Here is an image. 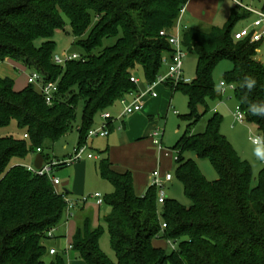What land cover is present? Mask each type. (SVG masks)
I'll list each match as a JSON object with an SVG mask.
<instances>
[{
    "label": "trees",
    "instance_id": "16d2710c",
    "mask_svg": "<svg viewBox=\"0 0 264 264\" xmlns=\"http://www.w3.org/2000/svg\"><path fill=\"white\" fill-rule=\"evenodd\" d=\"M189 1L0 0V63H20L59 88L48 106L35 85L16 91L13 80L0 78V131L13 123L18 129L16 136L8 132L0 137V264H66L62 255H50L47 243L54 239L49 231L63 221L69 191L57 193L50 178L13 161L25 162L39 148L49 161L45 151L71 132L79 107L78 145L84 144L100 113L138 91L131 81L137 69L148 83L155 82L172 54L161 33L174 27ZM249 17L245 11H232L224 28L193 29L183 36L198 66L190 84L172 90L187 95L190 109V124L174 149L173 172L189 205L168 199L159 214L155 188L137 196L133 175L103 162L101 176L114 187L104 197L111 208L105 224L118 262L102 252V228H93L86 217L72 240V251L85 264H264V169L255 179L251 165L222 135L223 118L217 113L204 133H193L201 119L197 107L222 99L213 73L227 60L233 67L224 80L236 85L241 111L264 138V64L256 59L261 43L233 39L235 26ZM64 18L85 54L80 61L58 66L53 37L65 31ZM108 39L115 44L104 48ZM39 40L44 42L37 46ZM186 154L208 160L218 180L209 182ZM161 240L174 246L171 253L154 245Z\"/></svg>",
    "mask_w": 264,
    "mask_h": 264
},
{
    "label": "rangeland",
    "instance_id": "374dc122",
    "mask_svg": "<svg viewBox=\"0 0 264 264\" xmlns=\"http://www.w3.org/2000/svg\"><path fill=\"white\" fill-rule=\"evenodd\" d=\"M262 1L264 2V0ZM262 1L260 2V0H256L254 4L261 7ZM244 3L248 5L250 0H244ZM225 11L231 13L232 11L240 12L241 10L236 7L231 0H190L187 14L180 19V32L182 36H184L186 31L193 29L210 30L214 27L224 28L229 21V17L225 14ZM64 20L66 23L65 31L56 32L53 37V40L56 43L54 56L57 55L63 57L65 54H85L72 35L68 19L64 18ZM252 21L253 19L251 18L240 21L235 26L234 31L250 25ZM177 23L178 20L174 27L169 30L170 32H174ZM94 24L95 20L93 21V26ZM43 42V40L37 41V46H40ZM114 44V39L105 40L104 48L111 47ZM257 59L264 64V46L260 48L259 52H257ZM1 64L2 63H0V69L2 67ZM17 64L20 65L19 63ZM183 64L184 78L192 82L196 78V70L198 66L197 56L194 53L186 52ZM18 65L13 64L10 69L12 74L16 77V88L23 89L24 87L29 86L28 76L31 74V71L30 69L24 70ZM232 67V63L225 60L220 62L215 68L213 79L216 90L219 91L221 89L220 83L222 81L227 83V87L222 92L221 100H209L207 102V107L205 105H199L197 107V113L201 116V119L193 128V133H204L207 129L208 119L214 113H217L223 118L221 125L222 135L229 140L238 156L251 165L254 178L258 179L260 172L264 169V144L263 146H255L252 143L251 138L260 137L262 142H264V138L254 125L249 124L247 121L244 124H240L235 120L234 115L237 112L239 104L235 96V91L230 88L231 84L224 80V76L232 69ZM167 73L168 66L167 63H164L160 76H165ZM134 77L140 81V84L137 86L138 89L144 91L147 80L140 68L134 71ZM167 87L174 90L177 86L168 84ZM163 89L166 90V86H162L158 92L160 91L161 93ZM116 108L119 109V111L123 109L120 102H118L112 109ZM175 112L178 114H175ZM189 114V98L187 95L183 92L172 93L166 107L158 109L154 118L149 120L150 125L145 133L141 135L139 139L131 141L122 149L116 151L115 155L118 156L119 162L129 161L131 167L137 169L141 176L147 178V187L140 197L144 196L151 187L152 174L154 171L158 170L162 176H165L168 172L173 173L176 160L174 149L190 124V121L186 118ZM81 118L82 107H79L77 109V118L74 128L67 136L56 142L51 150L45 151L47 160L56 159L63 161L67 159L68 154L73 152L75 146L79 142L77 126L80 125ZM102 123V119L99 115L95 120V127L101 126ZM158 130L162 135V150L154 144V139L152 138L154 132ZM8 132H11L15 136L18 135V129L15 123H13L8 130H1L0 137L7 135ZM120 135L121 133L116 131L111 134L108 139L100 137L90 139L89 152L97 157V160L86 159L84 162L77 163L78 165L83 164L82 166H85L81 175L72 177L70 173V170L77 164L55 169V177L59 178L62 183L58 188L70 191L71 194L69 200L71 202H77L78 206H84V211L78 210L77 208L71 212L66 211L61 225L55 232L57 239L47 243L48 250L55 249L58 254L64 257L66 264H85L84 261L72 251V237L76 233L78 227L81 226L82 220L85 216L97 220L98 209L95 206V200H90L85 205L79 201L82 200L83 197L89 198L95 193H101L103 197H108L113 194L114 187L110 182L102 178L100 168L104 160L108 159L112 163L109 158L108 144L110 146V143H116L119 148V144H121ZM33 156L34 155H30L25 162L22 160H14L13 164L24 163L25 166L32 165ZM186 157L191 158L198 163L202 174L209 182L218 180L219 176L208 160H198L193 154H186ZM70 181L73 183L71 184ZM166 192L170 199L177 200L186 206L189 205V200L184 195L183 186L179 180H173L171 184L166 185ZM161 210L162 206H158L159 214L161 213ZM110 213L111 208L104 205L101 210L100 221H98V227L102 228L99 245L102 252L109 258V260L113 263H117L118 257L112 247L110 233L105 224V219ZM157 243L159 248L163 249L165 252L171 253L173 251V245L169 241L161 240Z\"/></svg>",
    "mask_w": 264,
    "mask_h": 264
},
{
    "label": "built area",
    "instance_id": "2783aa9c",
    "mask_svg": "<svg viewBox=\"0 0 264 264\" xmlns=\"http://www.w3.org/2000/svg\"><path fill=\"white\" fill-rule=\"evenodd\" d=\"M232 3L238 7L241 11H245L250 14L253 19L252 23L240 30L234 31L233 39L234 41H249L251 44H262L264 43V9H257L252 6H249L244 3V0H231ZM186 12V6H184L180 11V16L178 19L177 26L174 28V32L166 30L161 33L162 37H165L172 48V54L167 60L168 73L165 76H159L157 80L153 83H148L145 85V90H138L136 92L130 93L125 98L120 101L123 111L121 115L117 118L118 121L123 120L125 117L131 116L133 114L139 113L144 108V102L147 98H158V88L160 86H167L168 84H173L178 86L180 83L190 84L189 80L184 78V64L183 60L186 56V48L184 46L183 36L180 32V19ZM82 60V55H69L65 54L63 57L54 56L53 62L58 66H65L68 62L71 61H80ZM131 81L135 85H139L140 81L133 77ZM29 85H35L38 87L41 94L44 96L45 101L48 106H52L55 102L56 95L59 92L58 83L47 82L44 79V76L35 71L28 78ZM227 87V83L222 81L220 83V90L223 92ZM230 88L235 91L236 85L231 84ZM175 114H178L175 112ZM236 122L240 124L246 123L245 114L241 111V108H237V112L234 115ZM101 119L103 124L99 127H93L86 138V142L82 145H78L71 156L66 160L60 161L52 159L49 161L44 160L42 169H37L34 165L25 166L26 169L37 176L48 177L53 183V186L56 189L57 193H61L59 186L61 181L59 178L55 177V169L58 167L69 166L73 164L80 163L86 159H95L96 157L89 152V141L95 137L107 138L110 135L109 126L110 123L115 122L114 118L107 112L101 114ZM154 139V144L162 150V135L158 130L152 135ZM25 139H28V135H24ZM252 143L255 146H263L264 142L260 140V137L251 138ZM42 149H37V154H41ZM174 173L168 172L165 176H162L158 170L154 171L152 174V183L151 188L157 190L158 196V205L163 206L168 200V195L166 192V185L171 183L174 180ZM90 200H95L97 207H103L105 205V198L101 193H95L88 197H83L79 202L82 204H87ZM67 211L71 212L78 207L77 202H71L68 197H66ZM55 229L49 231L48 235L51 238L55 237ZM72 248V246H71ZM174 248V246H173ZM57 254L55 249L50 250V255L53 256Z\"/></svg>",
    "mask_w": 264,
    "mask_h": 264
},
{
    "label": "crops",
    "instance_id": "0c3cea01",
    "mask_svg": "<svg viewBox=\"0 0 264 264\" xmlns=\"http://www.w3.org/2000/svg\"><path fill=\"white\" fill-rule=\"evenodd\" d=\"M261 1L262 0H260V2ZM189 2L186 5V12H185L184 15L187 14V9H188ZM255 2H256V0H250V3H248V5L252 6L254 8H257V9H264V2L263 1H262L261 7L256 6L254 4ZM225 14H227L228 17H230V12H228V11L226 12L225 11ZM249 18H251V16ZM263 46H264V43L261 44V47H263ZM259 50H258V52H259ZM256 59H257V57H256ZM13 64L18 65L16 62H13L11 60H6L5 62H3L1 64L2 65V67L0 69V78L1 79H11L15 83L16 77H15L14 74H12V71L10 69V68H12L11 65H13ZM21 65L22 64H20L18 66L22 67L24 70L30 69L31 74H33L35 72L34 69L28 68V67H26L24 65L21 66ZM31 74H29V76ZM27 87L28 86L24 87L23 89H20V88H16V86H15V90L16 91H22V90H24ZM161 87L162 86H160L158 88V90H160ZM158 93H159V97L158 98H155V99L154 98H147L145 100L144 108H143V110L141 112L133 114V115L128 116V117H125L121 121H118L117 118L121 115L123 109L119 111V109L116 108V109H111V110L107 111V113H109L114 118L115 122L111 123V125L109 126L110 135L106 139H108L111 136V134H113L116 131H119L121 133V135H120L121 136L120 137L121 144H119L120 145L119 148H118V145L116 143H110V146L108 144V147H109L108 148L109 149L108 150L109 151V158L112 161V163H111L112 167H113V169L116 172H119V173H126V172H130L131 173L132 172L131 174L134 175V177H133L134 178V187H135V193L137 194V196H140L145 191V189L147 187V178L141 176L139 174V172L137 171V169L131 167L130 164H129V161L119 162L118 156L115 155V153H116V151H118V149H122L126 144L130 143L131 141H135V140L139 139L141 137V135H143L145 133L146 129L150 125L149 120L154 118V115L157 113L158 109H162V108L166 107V105L168 103V100L171 97L173 91L166 86V90L163 89L161 91V93H160V91ZM100 118H101V115H100ZM103 139H105V138H103ZM78 144H79V142H78ZM78 144L75 146V148L78 146ZM72 153L68 154L67 158L69 156H71ZM36 156L37 155H34L33 158H32L33 163L35 162ZM88 160H97V157L95 159H88ZM107 160H104L103 162H105ZM82 165L83 164H79V165L77 164V165H75V167H73L70 170V173H71L72 177L73 176L75 177L76 175H81L83 173V169L85 168V166H82ZM174 180H176V178H174ZM70 183L72 184L73 182L70 181ZM171 183H169V184H171ZM61 185H62V183H61ZM59 190L63 191V189H59ZM70 194H71V192L69 191V195L67 196L68 198H69ZM168 199H170V198L168 197ZM95 206H96V204H95ZM96 208L98 209V217H97V220L95 218L91 219L93 228H98V223H99L98 221H100L101 210H102V207H97L96 206ZM77 209L84 211V206L83 207L78 206ZM84 218H86V216ZM73 237H72V240H73ZM56 239L57 238L55 236L53 240H56ZM53 240H51V241H53ZM157 242L158 241H156L154 243V245L157 248H159V245H158Z\"/></svg>",
    "mask_w": 264,
    "mask_h": 264
},
{
    "label": "water",
    "instance_id": "95a60500",
    "mask_svg": "<svg viewBox=\"0 0 264 264\" xmlns=\"http://www.w3.org/2000/svg\"><path fill=\"white\" fill-rule=\"evenodd\" d=\"M44 160H45V158L43 157V155L38 154L36 156V159H35V162H34L35 167L37 169H39V170L42 169Z\"/></svg>",
    "mask_w": 264,
    "mask_h": 264
},
{
    "label": "clouds",
    "instance_id": "9594fccd",
    "mask_svg": "<svg viewBox=\"0 0 264 264\" xmlns=\"http://www.w3.org/2000/svg\"><path fill=\"white\" fill-rule=\"evenodd\" d=\"M251 86H252V84L250 83V84H249V87H251Z\"/></svg>",
    "mask_w": 264,
    "mask_h": 264
}]
</instances>
